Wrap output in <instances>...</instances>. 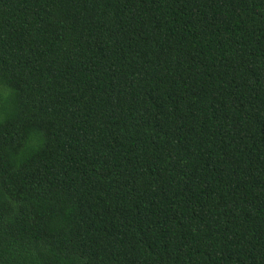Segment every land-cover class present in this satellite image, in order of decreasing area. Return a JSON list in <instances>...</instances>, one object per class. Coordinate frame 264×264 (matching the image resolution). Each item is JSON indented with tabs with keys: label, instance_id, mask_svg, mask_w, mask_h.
<instances>
[{
	"label": "trees",
	"instance_id": "1",
	"mask_svg": "<svg viewBox=\"0 0 264 264\" xmlns=\"http://www.w3.org/2000/svg\"><path fill=\"white\" fill-rule=\"evenodd\" d=\"M0 264H264V0H0Z\"/></svg>",
	"mask_w": 264,
	"mask_h": 264
}]
</instances>
